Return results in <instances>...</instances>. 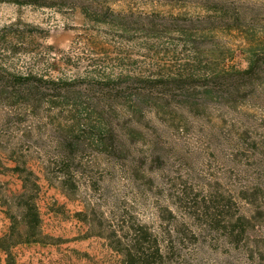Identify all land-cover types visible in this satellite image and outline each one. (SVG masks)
<instances>
[{
	"label": "trees",
	"instance_id": "16d2710c",
	"mask_svg": "<svg viewBox=\"0 0 264 264\" xmlns=\"http://www.w3.org/2000/svg\"><path fill=\"white\" fill-rule=\"evenodd\" d=\"M57 1L86 7L111 27L109 40L92 45L102 57L91 59L84 88L74 79L17 75L16 86L0 87V101L16 111V122L44 113L66 119L52 122L57 150L44 172L68 192L96 186L105 174L130 187L108 213L92 201L74 212L87 237L105 241L97 264H264V0H184L201 10L195 15ZM21 132L16 164L0 162V174L20 181L16 190L0 182L9 220L0 264H18L19 245L62 240L43 232L39 175L25 143L31 126ZM197 132L198 148L166 139ZM137 135L149 138L150 155L129 152ZM194 149L206 152L202 163ZM200 164L205 169H195ZM197 172L210 181L197 183ZM130 194L151 201L153 220L131 211Z\"/></svg>",
	"mask_w": 264,
	"mask_h": 264
},
{
	"label": "rangeland",
	"instance_id": "374dc122",
	"mask_svg": "<svg viewBox=\"0 0 264 264\" xmlns=\"http://www.w3.org/2000/svg\"><path fill=\"white\" fill-rule=\"evenodd\" d=\"M51 1V6L0 1V87L16 86L17 75L26 76L30 73L46 75L44 77L74 79V84L79 88L86 85L80 81L88 80L87 76L92 71L91 59L102 57V54L98 53L99 50L92 45L109 40L108 36L113 31L107 23L95 20V13L86 7H73L61 1ZM110 5L114 11L133 9L144 12L160 11L164 14L201 13L190 1L184 0H111ZM237 61L243 63L239 57ZM55 101H60V98L58 100L55 97ZM5 104L0 101V162L5 167L16 164V151L21 146V131L31 126L32 136L25 143L31 151L29 162L39 175L41 188L37 204L42 229L44 233L62 239L58 244L35 243L17 246V263L97 264L107 251L105 241L97 237H87V224L77 219L74 212L84 208L86 202L92 201L100 207L98 211L108 213L111 206L116 204L117 194L124 192L128 195L130 187L125 186V181L121 178L119 180L114 175L105 174L103 178L99 177L96 186L81 185L78 194L68 192L44 172V167L52 166L50 162L57 150V128L52 122L63 124L66 119L51 118L50 114L44 113L42 117L16 122V111ZM6 120H10L9 125ZM166 139L175 143L183 141L193 148L201 147V142L204 143L198 132L187 136L172 133ZM133 141L129 148L132 156L146 153L150 155L151 143L147 145L148 137L137 135ZM190 153L197 158V163H202L207 158L203 150L194 149ZM100 163L105 166L104 160ZM146 164H149V161ZM211 164L213 165V162ZM158 165L160 164L153 163L156 169ZM161 167L168 166L162 164ZM196 168L205 169L204 164ZM168 171L175 169L170 168ZM193 176L197 183L210 181L209 176L203 172H197ZM0 182L10 190L20 188L17 175L8 170L0 174ZM130 198L129 204H133L131 211L142 222L154 219L151 201H137L132 194ZM8 225L5 208L0 203V235L7 230ZM2 258L0 253L1 262Z\"/></svg>",
	"mask_w": 264,
	"mask_h": 264
}]
</instances>
